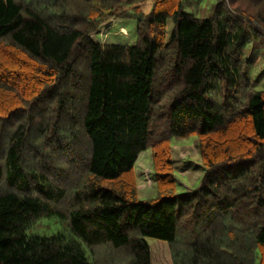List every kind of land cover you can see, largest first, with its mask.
Masks as SVG:
<instances>
[{"label": "trees", "instance_id": "16d2710c", "mask_svg": "<svg viewBox=\"0 0 264 264\" xmlns=\"http://www.w3.org/2000/svg\"><path fill=\"white\" fill-rule=\"evenodd\" d=\"M138 1L0 0V264H152L147 238L171 264H264V90L243 52L264 0H209L206 17V0ZM117 16L133 44L91 38ZM187 136L204 170L177 191ZM52 216L57 231L27 234Z\"/></svg>", "mask_w": 264, "mask_h": 264}, {"label": "rangeland", "instance_id": "374dc122", "mask_svg": "<svg viewBox=\"0 0 264 264\" xmlns=\"http://www.w3.org/2000/svg\"><path fill=\"white\" fill-rule=\"evenodd\" d=\"M152 2L153 0H139L133 5H138L142 12L147 13ZM211 4L212 2L209 0L195 4L196 15L200 17L210 15ZM133 5L125 6L123 10H129ZM171 26L172 22L167 21L168 30ZM121 30H124V33ZM91 38L100 43L133 44L135 41V20L120 16L112 17L100 24L98 30L91 34ZM243 52L249 60L248 78L253 88L264 90V36L261 35L259 39L247 45ZM171 144L177 191L195 189L200 184L204 170L200 162L196 137H173ZM134 173L138 196L142 198L154 196L155 186L152 180L150 149H146L138 155L134 163ZM60 226L63 225L56 217L41 218L27 230V234H50L57 231ZM147 242L150 247L152 264H171L170 250L166 242L154 238H147Z\"/></svg>", "mask_w": 264, "mask_h": 264}]
</instances>
